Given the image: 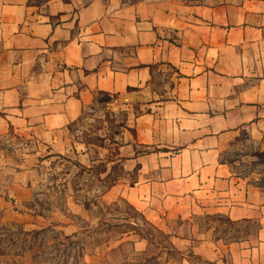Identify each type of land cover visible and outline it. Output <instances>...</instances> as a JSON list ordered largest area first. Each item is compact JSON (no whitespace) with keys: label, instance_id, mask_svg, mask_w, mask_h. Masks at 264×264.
<instances>
[{"label":"crops","instance_id":"1","mask_svg":"<svg viewBox=\"0 0 264 264\" xmlns=\"http://www.w3.org/2000/svg\"><path fill=\"white\" fill-rule=\"evenodd\" d=\"M101 96L123 121L94 145L72 127ZM248 147L264 152V0H0L1 225L114 229L76 264H264V186L227 159ZM48 175L59 205H41ZM87 175L85 203L68 192Z\"/></svg>","mask_w":264,"mask_h":264},{"label":"rangeland","instance_id":"2","mask_svg":"<svg viewBox=\"0 0 264 264\" xmlns=\"http://www.w3.org/2000/svg\"><path fill=\"white\" fill-rule=\"evenodd\" d=\"M112 98L109 96H101V103L93 109L86 110L83 118L79 123L73 125L72 130L77 139L87 141L94 145H103L104 138L99 134L107 137L112 131L119 128L123 121V114H115L107 107V102ZM101 130V131H100ZM108 130V131H107ZM227 159L235 167L236 173L246 177L249 181L264 186V152L246 148H234L227 154ZM103 167L99 166L95 173L99 172ZM51 170L59 172L70 171V165H48L42 172L50 173ZM92 171L89 170L90 175ZM93 175V174H92ZM91 176H85L76 183L73 179L70 191L74 188L84 191L82 200L86 203L92 198L87 190L91 187H98L99 183L93 185ZM8 178L0 177V186L7 183ZM70 179H68L70 183ZM39 183L38 190L52 191L49 193L51 198L41 200V205L50 203L59 205L62 203L58 195L55 196V190H59L61 178H54L48 175ZM101 186V185H100ZM124 206L123 204H121ZM103 228L94 232H89L77 238L64 237L60 232L54 229H44L28 231L19 224H0V264H76L85 254V251L92 250L99 241L107 239L110 236L109 231L114 229ZM88 246V247H86Z\"/></svg>","mask_w":264,"mask_h":264}]
</instances>
